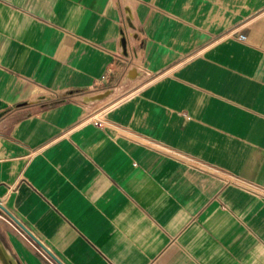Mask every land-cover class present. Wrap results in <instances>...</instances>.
<instances>
[{"label": "crops", "instance_id": "crops-1", "mask_svg": "<svg viewBox=\"0 0 264 264\" xmlns=\"http://www.w3.org/2000/svg\"><path fill=\"white\" fill-rule=\"evenodd\" d=\"M0 246L264 264V0H0Z\"/></svg>", "mask_w": 264, "mask_h": 264}, {"label": "bare ground", "instance_id": "bare-ground-1", "mask_svg": "<svg viewBox=\"0 0 264 264\" xmlns=\"http://www.w3.org/2000/svg\"><path fill=\"white\" fill-rule=\"evenodd\" d=\"M135 73H132V75ZM0 259L3 264H13L11 258L8 256L6 251L0 246Z\"/></svg>", "mask_w": 264, "mask_h": 264}, {"label": "water", "instance_id": "water-1", "mask_svg": "<svg viewBox=\"0 0 264 264\" xmlns=\"http://www.w3.org/2000/svg\"><path fill=\"white\" fill-rule=\"evenodd\" d=\"M96 99H99V97H96ZM36 240V239H35ZM36 242L38 243V244H40L37 240H36ZM41 245V244H40ZM42 246V245H41ZM0 261H1V259H0ZM1 263H2V261H1ZM3 264V263H2Z\"/></svg>", "mask_w": 264, "mask_h": 264}, {"label": "built area", "instance_id": "built-area-1", "mask_svg": "<svg viewBox=\"0 0 264 264\" xmlns=\"http://www.w3.org/2000/svg\"><path fill=\"white\" fill-rule=\"evenodd\" d=\"M242 39V37H240ZM95 125H99V122L98 121H95L94 122Z\"/></svg>", "mask_w": 264, "mask_h": 264}]
</instances>
